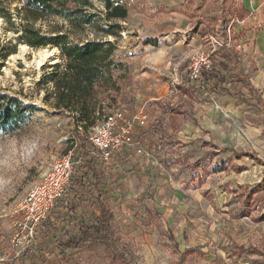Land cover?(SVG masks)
<instances>
[{"label":"rangeland","instance_id":"374dc122","mask_svg":"<svg viewBox=\"0 0 264 264\" xmlns=\"http://www.w3.org/2000/svg\"><path fill=\"white\" fill-rule=\"evenodd\" d=\"M3 1L18 26L22 19L17 8L23 2ZM115 1L131 10L127 18L108 20L103 1L91 0L93 22L84 27L74 28L70 17L61 15L32 22L45 34L67 33L74 43L112 41L117 89L104 93L103 113L126 108L149 115L140 133L149 154L126 152L107 164L105 202L113 211L112 239L73 251L68 263L264 264L263 102L247 94L248 86L246 99L235 104L229 96L200 90L182 95L176 87L183 73L188 74L196 50L219 60L224 53L218 49L242 42L243 32L231 27L235 20L229 10L230 28L216 41L204 28L206 10L198 0ZM175 9L186 16L174 15ZM110 24L121 25L119 36L102 30ZM17 35L0 17V94L17 96L27 108L19 126L0 127V264H32L19 256L33 246L35 256L60 264L59 250L36 251V240L27 236L15 208L54 158L73 146L66 137L78 125L85 130L91 126L85 127L78 113L55 106L52 74L56 65L66 63L60 48L45 46L59 49L57 58L37 69L33 62L38 48L27 44L20 54L23 43ZM4 48L10 52L6 58L1 56ZM234 55L239 63L240 51ZM193 116L203 121L209 117L211 127L192 124ZM77 155L75 148L76 162ZM87 209L99 214L90 203ZM188 247L193 251H185Z\"/></svg>","mask_w":264,"mask_h":264},{"label":"trees","instance_id":"16d2710c","mask_svg":"<svg viewBox=\"0 0 264 264\" xmlns=\"http://www.w3.org/2000/svg\"><path fill=\"white\" fill-rule=\"evenodd\" d=\"M23 5L17 8V17L22 19L18 26L15 25V16L8 6L0 0V17L4 18L9 26L18 34V42L28 44L31 47L45 48L52 44L58 46L65 57V65H56L52 74L55 92V106L64 108L71 113H78L79 120L85 127L94 125L103 114L104 93L111 89H117V83L112 74V65L116 46L112 41L88 40L85 43H74L67 33L49 35L35 28L33 21L48 15H61L70 17L74 28L84 27L93 22L89 13L91 0H21ZM106 9L108 20L128 17V8L115 0H102ZM110 35L119 36L120 24H110L102 28ZM220 50L237 66L236 56L227 44H223ZM10 52L3 49L1 56L6 58ZM2 64H0V67ZM117 66V64L115 65ZM186 67V66H185ZM232 65L228 61H214L213 67L204 71L205 81L201 84L192 83L187 73H183L182 82L178 84L179 94H190L200 90L212 96L230 95L232 97L246 99L244 87L248 86L250 93L259 92L250 81L239 72L226 74ZM233 68V67H232ZM189 84H186L188 83ZM261 102H264L260 98ZM23 102L8 93L0 94V127L6 129L9 125L19 126V119L26 112ZM196 121V120H194ZM75 138L78 152V160L75 163V173L64 198L60 199L50 216L42 222L34 238L36 251L59 250L60 264L68 263L72 252L84 249L88 244L97 241H109L112 239L111 221L113 211L105 202L109 195L108 178L106 176L107 164L103 162L96 152L92 141L85 135L75 130ZM145 145V144H144ZM73 148V146H71ZM70 148V149H71ZM74 148V149H75ZM125 153L131 148H124ZM127 149V151H126ZM136 150V149H135ZM92 201V205L99 211V215L85 213L88 218H82L78 223L73 222L83 203ZM65 208L71 218L67 226H58L51 217L55 214L63 217L60 209ZM65 219V218H64ZM66 220V219H65ZM75 224H71V223ZM58 231L60 235H57ZM45 248H44V247ZM33 248H28L19 258L25 263L29 259L32 264H48L49 260L38 254H33ZM68 250H71L68 252ZM185 251H193L188 247ZM16 258V259H19ZM42 259V260H41Z\"/></svg>","mask_w":264,"mask_h":264},{"label":"built area","instance_id":"2783aa9c","mask_svg":"<svg viewBox=\"0 0 264 264\" xmlns=\"http://www.w3.org/2000/svg\"><path fill=\"white\" fill-rule=\"evenodd\" d=\"M213 63L210 52L203 49L195 51L187 66L190 81L203 83V72L210 70ZM148 120L149 115L144 110L130 113L126 108H116L103 113L89 130H85L83 124L78 125L76 130L79 134L87 136L95 146V153H98L103 162L110 164L115 155L124 148L134 147L138 155L149 154L148 146L138 139V133L146 127ZM66 139L73 148L54 158L52 166L29 187L15 208V213L22 216L23 229L29 237L35 236L40 224L48 219L58 201L65 197L71 184L76 165L73 150L77 146V140L74 134Z\"/></svg>","mask_w":264,"mask_h":264},{"label":"crops","instance_id":"0c3cea01","mask_svg":"<svg viewBox=\"0 0 264 264\" xmlns=\"http://www.w3.org/2000/svg\"><path fill=\"white\" fill-rule=\"evenodd\" d=\"M176 1L178 0H173L172 2L176 3ZM198 1L201 2L202 8L206 10L204 14L205 16L204 15L201 16L204 22L203 23L204 28L206 29L208 35L213 37L216 41H217L216 38L220 39L221 34H223L224 32L227 33L228 29L230 28L231 23L227 24L226 22V16L230 10L231 12L230 17L232 18V20H235V23L231 27L232 28L238 27V29L243 32L244 39L240 43L237 42L231 45H229L228 43L226 44L229 48H231L233 54L234 52L239 53L240 51V55L238 56V59H240V62L242 59V63L240 62L237 63L238 67H235L234 62L229 58V56L225 54V51L220 50V48L218 50L222 51L221 53L224 54L219 58V60H215V62L216 63H218L219 61L230 62L233 68L231 67L232 70L225 72L227 75L235 73L236 72L235 69L238 68L239 72H241L244 76H246L247 79L252 84V86L255 87V89H257L259 92V95H257L255 92L250 93V90L244 88V90L248 91L247 94L249 96L252 95L258 96L262 98L264 101V0H198ZM175 10L176 11L174 12V15H177L178 12H180L179 16L182 15L186 16L185 14L182 13V10L180 11H178L177 9ZM130 14H131V10L128 8V15ZM208 16L210 18H207ZM187 29H190V27L185 28L186 33H188L189 31ZM186 84H189V82ZM183 95H186V93ZM220 96H229L231 98V101H229L230 104H235L234 100L240 99L237 97H232L230 95H220ZM201 119L203 118L193 116L190 118V122H192V124L194 125H198L200 121L203 122L204 125H206L207 127H211L212 120L209 117L205 116L204 121ZM143 131L144 129L138 133V139H140L141 142H142V136H140V133L144 134ZM128 151L129 153L133 152L135 157L139 156L136 153L134 147H132ZM122 153H125V149L121 150L116 155L119 157ZM138 164H140V161H138ZM134 165L136 166L137 164ZM89 203L92 204V201L90 202L86 201L83 203L82 207L80 208V211L75 216L76 220H74L73 222L78 223L82 218H88L85 213H89L90 215L92 214L95 215L93 212H89V210L87 209V204ZM94 209L97 211L95 206ZM60 212L62 215H64L63 217H58V215L55 214L51 217V219L55 221L58 226H62V225L67 226L66 224H68L69 222L68 220H70L71 218L69 217V214H66L68 212L65 208L63 209L61 208ZM73 222L71 224H75ZM56 232L57 235H60L58 231ZM25 263H30L29 259L28 260L26 259Z\"/></svg>","mask_w":264,"mask_h":264},{"label":"bare ground","instance_id":"6f19581e","mask_svg":"<svg viewBox=\"0 0 264 264\" xmlns=\"http://www.w3.org/2000/svg\"><path fill=\"white\" fill-rule=\"evenodd\" d=\"M28 45L22 44L20 47V54L25 53L28 50ZM35 52V59H34V65L37 69H40L42 65H44L46 62H54L57 58L59 49L57 48H38L34 50ZM15 58V57H14Z\"/></svg>","mask_w":264,"mask_h":264}]
</instances>
